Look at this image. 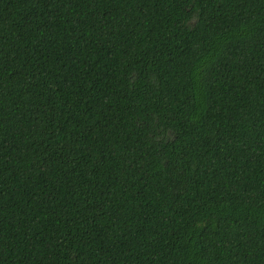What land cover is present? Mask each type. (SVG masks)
I'll list each match as a JSON object with an SVG mask.
<instances>
[{
	"label": "trees",
	"instance_id": "trees-1",
	"mask_svg": "<svg viewBox=\"0 0 264 264\" xmlns=\"http://www.w3.org/2000/svg\"><path fill=\"white\" fill-rule=\"evenodd\" d=\"M0 264H264V0H0Z\"/></svg>",
	"mask_w": 264,
	"mask_h": 264
}]
</instances>
